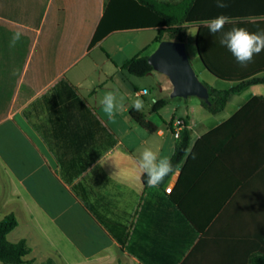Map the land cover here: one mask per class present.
I'll return each mask as SVG.
<instances>
[{
    "label": "crops",
    "instance_id": "0c3cea01",
    "mask_svg": "<svg viewBox=\"0 0 264 264\" xmlns=\"http://www.w3.org/2000/svg\"><path fill=\"white\" fill-rule=\"evenodd\" d=\"M107 2L0 0V221L10 214L17 218L18 226L8 240L27 241L32 251L24 264L47 260L55 264H143L127 249L141 206L148 196L168 198L177 189L185 162L161 193L159 187L144 182L146 174L140 175L135 163L144 147L172 158L177 141L170 128L172 121L189 124L192 168L210 156L198 179L206 190L216 184L225 193L230 178H247L264 166V82L231 94L216 115L196 97L158 98L149 88L132 83L135 97L148 90L147 95H139L144 101L139 112L147 115L157 131L151 134L137 124L119 73L127 77L126 61L156 50L157 30L100 34L86 8L100 6L101 18ZM252 27L249 31L257 32L264 29V23ZM190 30L197 35L196 27ZM16 31L23 35L11 46ZM146 33H151L150 39L138 42ZM79 54L72 62V56ZM253 60L264 65V51ZM257 78L264 79V71ZM222 83L223 87L216 82L207 85L230 90L238 84ZM158 86L168 88L167 82ZM114 89L126 100L112 123L100 100ZM158 99L170 101L158 113H151L152 101ZM254 99L260 100L250 105ZM231 119L235 122L220 134L201 140ZM254 140L262 144L256 146ZM202 166L205 163L199 169ZM171 183L173 190L166 193ZM197 242L179 264H215L211 244L204 241L193 250ZM230 261L225 257L221 264Z\"/></svg>",
    "mask_w": 264,
    "mask_h": 264
},
{
    "label": "trees",
    "instance_id": "16d2710c",
    "mask_svg": "<svg viewBox=\"0 0 264 264\" xmlns=\"http://www.w3.org/2000/svg\"><path fill=\"white\" fill-rule=\"evenodd\" d=\"M172 1L108 0L101 18L100 6L87 7L86 15L94 21L97 32H102L104 36L130 29H156L154 43L157 44L165 40L185 43L187 31L190 27H196V46L206 69L222 81L238 83L230 90H216L203 83L208 88L210 102H201L214 115L224 109L231 94L264 82L263 78H257L264 71V65L252 60L247 66H241L231 52L220 44L222 33L210 34L206 26V22L223 14L231 19V23L224 26V31L232 27L252 30V26L264 23V20H249L264 18V0H224L228 7L223 9L216 6V0H183L179 5L172 4ZM177 7H181L180 10L174 9ZM80 55H73L72 62ZM148 57L135 55L126 61L123 70L134 77H146L154 71ZM259 100H252L250 105ZM169 101L156 100L150 112L158 113ZM131 116L140 127L151 134L156 133L157 127L146 120L145 113L132 110ZM182 121L184 124L171 158L174 172L185 162L176 184L177 189L168 198L160 195L145 198L127 246L128 251L143 264H179L197 241L193 250L199 249L204 241H208L215 264H221L225 257L231 259V264H264V166L247 178H230L225 193L218 190L221 188L216 184L211 190H206L198 179L203 167L210 161V156L205 155L199 167H191L189 124L186 120ZM233 122L235 119L201 140L220 134L225 126H230ZM173 123L174 121L170 123V128L174 133ZM222 138L221 136L216 140L217 148L220 147ZM257 141L252 143L260 146L262 142ZM204 163L205 166L199 169ZM174 172L165 177L159 189L170 181ZM144 182L147 183V174ZM17 226L18 220L14 214L7 215L0 221V262L3 264H24L25 258L32 251L24 239L16 243L8 240V235ZM43 264L55 263L47 260Z\"/></svg>",
    "mask_w": 264,
    "mask_h": 264
},
{
    "label": "clouds",
    "instance_id": "9594fccd",
    "mask_svg": "<svg viewBox=\"0 0 264 264\" xmlns=\"http://www.w3.org/2000/svg\"><path fill=\"white\" fill-rule=\"evenodd\" d=\"M216 6L221 9L228 7L224 0H216ZM229 23H231V19L220 14L206 22V26L210 34L222 33L220 44L231 52L241 66H247L253 60L254 55L264 51V29L250 32L244 27H232L230 30L224 31V26ZM22 35L21 31H16L11 38V46H15ZM143 93L147 95L148 90L144 89ZM125 100V95L119 89L104 93L100 105L110 122H116L117 113L125 108ZM152 103H155V100ZM132 107L136 111H141L144 108V101L140 96H137L133 101ZM135 165L140 175L147 174V185L151 188H158L164 182L165 177L174 172L171 156H162L159 151H154L151 147H144L140 150Z\"/></svg>",
    "mask_w": 264,
    "mask_h": 264
},
{
    "label": "water",
    "instance_id": "95a60500",
    "mask_svg": "<svg viewBox=\"0 0 264 264\" xmlns=\"http://www.w3.org/2000/svg\"><path fill=\"white\" fill-rule=\"evenodd\" d=\"M198 56L203 64L200 55ZM148 62L154 71L169 79L172 85L170 95L172 99L196 97L206 103L210 102L208 88L198 79L190 63L184 42L173 40L160 42L156 50L148 57ZM203 66L206 69L204 64Z\"/></svg>",
    "mask_w": 264,
    "mask_h": 264
},
{
    "label": "rangeland",
    "instance_id": "374dc122",
    "mask_svg": "<svg viewBox=\"0 0 264 264\" xmlns=\"http://www.w3.org/2000/svg\"><path fill=\"white\" fill-rule=\"evenodd\" d=\"M182 1L183 0H173L172 4H175V5L178 4L179 5ZM180 8L181 7H177L174 9L176 11H178V10H180ZM150 37H151V33H146L143 37L138 38L137 40H138V42L143 43V42L147 41L148 39H150ZM121 40L127 41L124 37ZM137 40H135V41H137ZM185 44H186V49H187V53H188L190 63L192 65L198 79L202 83H205V84H207V83L211 84V83L216 82V84L218 83L217 85L223 87L224 86L223 85L224 83H222L223 81L214 77L209 71L203 69V66L197 57L196 32L194 30L188 31ZM148 53H150V50L148 51ZM152 74L153 75L148 77V78H138V77H133L131 75H127V77H125L121 73H119L120 85H121V88L124 89L125 95L128 96L127 100L129 101V103L133 104V101L136 99V97H135V86L134 85H136V86L139 85V87H141V88L142 87L149 88L152 91V93L155 94V96L158 98L170 97L172 87H171V83H170L169 79L165 75H163L157 71H153ZM166 82L168 84V88L166 89L163 87V90H160L158 83H166ZM132 83H134V85ZM147 99L149 101H151V96L149 95L147 97ZM155 119H158V118L156 117ZM158 191H159V193H161L162 189H158ZM0 264H3V263L0 262ZM35 264H39V263H35Z\"/></svg>",
    "mask_w": 264,
    "mask_h": 264
},
{
    "label": "built area",
    "instance_id": "2783aa9c",
    "mask_svg": "<svg viewBox=\"0 0 264 264\" xmlns=\"http://www.w3.org/2000/svg\"><path fill=\"white\" fill-rule=\"evenodd\" d=\"M137 96H141V95H145L143 93V90L139 93L136 94ZM183 121L178 119L176 120L174 123H173V126H174V135L176 136V138H178L179 136V133H180V130L182 129L183 127ZM173 187H174V184L171 183L167 188H166V193H171V191L173 190Z\"/></svg>",
    "mask_w": 264,
    "mask_h": 264
}]
</instances>
